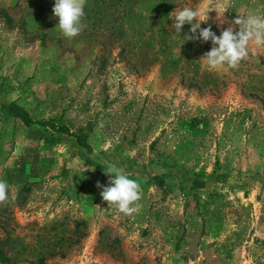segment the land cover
Masks as SVG:
<instances>
[{
    "label": "rangeland",
    "instance_id": "1",
    "mask_svg": "<svg viewBox=\"0 0 264 264\" xmlns=\"http://www.w3.org/2000/svg\"><path fill=\"white\" fill-rule=\"evenodd\" d=\"M54 2L0 0L10 194L0 241L11 264H264V48L209 69L211 41L186 40L188 24L175 34L170 18L204 0H86L87 27L72 39ZM225 2L228 21L264 16V0ZM208 16L201 28L217 36L229 26ZM9 103L34 123L4 114ZM108 163L140 183L138 214L102 200Z\"/></svg>",
    "mask_w": 264,
    "mask_h": 264
},
{
    "label": "clouds",
    "instance_id": "2",
    "mask_svg": "<svg viewBox=\"0 0 264 264\" xmlns=\"http://www.w3.org/2000/svg\"><path fill=\"white\" fill-rule=\"evenodd\" d=\"M86 0H55L52 8L53 15L58 18L57 28L68 39L77 37L86 27L83 22ZM229 9L225 0H204L199 7L185 6L173 11L171 28L179 35L182 26L190 25L186 40H199L201 43L211 41L212 47L201 57L203 63L211 70L238 68L241 61L248 58L251 48H264V16L249 13L246 16L228 21L224 13ZM215 11L217 27L228 23L229 26L217 36L211 25L201 28V22L209 20L208 13ZM233 25L238 26L234 32ZM199 30V31H198ZM198 32V35L196 33ZM105 174L109 176L108 186H102L100 196L107 202L108 207H115L119 213L126 216L138 214L141 209L139 201L142 199L140 183L118 167L115 163H108ZM15 199L13 195L11 197ZM10 199L7 181L0 179V205Z\"/></svg>",
    "mask_w": 264,
    "mask_h": 264
},
{
    "label": "trees",
    "instance_id": "3",
    "mask_svg": "<svg viewBox=\"0 0 264 264\" xmlns=\"http://www.w3.org/2000/svg\"><path fill=\"white\" fill-rule=\"evenodd\" d=\"M3 17H4V23L8 27H11L13 25L12 18H10L7 14H3ZM262 104L264 107V99L262 100ZM2 111L4 112V114L19 120L24 126H30L31 124L34 123L31 117L29 116L28 112L14 103H9L8 105L3 106ZM63 133H67V131ZM70 137L73 139V141L77 146L85 149L86 151H89L90 148L88 144L84 141L83 136H81L80 134H70ZM208 197L210 199L220 198V196L214 192L210 193ZM5 241L6 239L0 241V264H11L13 260L7 257L3 252V246L5 245L4 243Z\"/></svg>",
    "mask_w": 264,
    "mask_h": 264
}]
</instances>
